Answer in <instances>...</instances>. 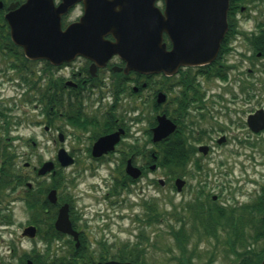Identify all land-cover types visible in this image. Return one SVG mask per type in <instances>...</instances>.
Returning <instances> with one entry per match:
<instances>
[{
    "label": "flooded vegetation",
    "instance_id": "1",
    "mask_svg": "<svg viewBox=\"0 0 264 264\" xmlns=\"http://www.w3.org/2000/svg\"><path fill=\"white\" fill-rule=\"evenodd\" d=\"M12 1L21 3L24 0L2 1L3 7ZM55 1L59 3V0ZM86 1L89 3L93 0H79L61 17L62 27L77 21L84 14ZM251 2L256 4L255 7L250 8L246 0L229 2L227 30L214 60L201 65L181 64L169 72L129 69L126 61L117 53L110 54L107 59H104V53H100L95 58L78 55L71 60L53 63L45 57H29L22 46L14 43L10 37H0V173L4 156L12 157L15 165L14 148L23 135L20 127L26 128L33 124L36 130L32 135L24 137V145H31L33 150H38L43 139L47 152L53 148L55 155L53 159L44 160L37 167H32V170L37 175L38 168L44 162L53 163V168L45 174L51 177L47 191L55 189L57 195L55 202H50L56 206L54 221L60 207L67 204L69 219L78 236L76 240L72 235L56 230V236L46 241L49 249L60 251V254L72 261L76 259L78 264L108 261L152 264L154 256L150 254L159 248L149 243L145 231L136 232L133 243H117L115 236L109 240L101 235L93 241L95 245L92 246L87 232L74 217L76 210L73 196L69 193L61 196L60 189L52 186L58 182L53 178H58L62 173L59 168L75 166L80 162V157L88 158L92 167H95L104 161L113 162L118 155L123 174L119 179L115 177L114 184L107 186L104 193V199H107L117 193L118 180L123 188H128V185H134L139 179L147 177L148 170L159 166L156 155L161 154L164 147L177 138L185 141V148L194 158V166H201L196 154L206 155L215 145H225L228 140L221 126L216 128L207 126V123H213L214 120L217 123L230 112L238 116L237 126L243 139L264 136V128L255 132L248 126L251 115L261 110L264 112V63H261L264 60V0ZM156 5L164 21L166 1L157 0ZM76 7L79 12L69 19ZM117 39L120 38L111 33L103 38L108 43L116 42ZM236 39H239V55L243 63L247 64L245 70L242 62L234 65L224 60L227 54L237 50L233 45ZM162 40L166 50H170L172 38L165 31ZM235 67L239 68L237 75H242L243 80L237 94H232V101H229L225 96L227 91L221 87L212 89L209 81L216 78L226 82L229 70ZM238 94L240 100L234 101L235 98L238 100ZM18 106L24 111L19 117L13 118L12 111ZM149 109L152 110L151 116ZM31 112L36 118L31 117ZM158 117L171 121L174 130L163 139L153 141L152 129L157 125ZM148 118L143 140L138 137V127ZM116 132L119 135L113 147L94 156L95 144ZM218 139L225 141L218 143ZM148 144H151L150 148ZM60 149L72 158L70 164H60ZM128 160L141 171L138 177L133 178L126 173ZM152 165H155L154 169H151ZM24 166L28 168L29 163L25 162ZM183 176L175 175L173 183L176 178ZM22 178L26 193L33 188V184L27 181V175L22 174ZM157 181L160 183L159 179ZM212 199H216L214 195ZM187 241L184 239L183 244L178 246L179 255H173L176 264H194L193 259L200 256L197 243L189 248ZM208 253L206 264H213L216 250ZM245 264H251L250 256Z\"/></svg>",
    "mask_w": 264,
    "mask_h": 264
},
{
    "label": "rangeland",
    "instance_id": "2",
    "mask_svg": "<svg viewBox=\"0 0 264 264\" xmlns=\"http://www.w3.org/2000/svg\"><path fill=\"white\" fill-rule=\"evenodd\" d=\"M248 3L250 8L256 5L251 0H246V4ZM78 12V7H76L69 19L74 18ZM233 45L237 47V50L227 54L224 60L234 65L242 62V68L245 70L247 64L243 63L239 55V39H236ZM261 63H264V60H261ZM238 71V67L229 70V79L226 82H220L213 78L209 84L212 89L221 87L224 91L226 90L225 96L229 101H232V94H237L239 84L243 80L242 75H237ZM239 100L240 95L238 94V100L235 98L234 101ZM235 105L237 106L236 103ZM23 111L22 107L18 106L12 111L11 116L19 117ZM31 114L32 118H36L33 112ZM151 114L152 110L149 109V116ZM237 120V114L230 112L217 123L215 120L213 123H207V126L216 128L221 126L227 133L228 140L225 145H215L214 149L206 155L196 154L201 165L200 170L194 166L193 156H189V161L182 169L186 182L180 192H177L173 186L174 176L171 175V168L158 166L154 170H148L147 177L139 179L134 185L130 184L128 188H121L114 196L107 198L108 200L104 199L107 186L114 184L115 177L119 179L123 174L120 171L118 155L113 162L104 161L99 166L96 164L95 167H92V162L88 158L80 157L78 160L80 162L75 166L68 169L59 168L62 173L53 180L61 182L59 186L61 196L66 193L73 196L76 210L74 217L79 222V226L87 232L92 246L95 245L93 241L101 235L109 240H113V236H115L118 240L117 243H133L135 233H144L145 231L149 243L159 247L150 254L154 256L152 264H176L173 255H179L178 246L183 244L184 239H188L187 246L189 248L197 243L200 256L193 259L194 264H206L208 251L211 250H216L213 264H245L247 258L251 256L250 253H244L245 247L256 252L264 243V239L252 237L255 234L252 225L247 223L244 226L238 225L241 229L244 227L242 232L245 245L237 244L231 251L226 243L227 229L222 226L214 229L211 235L216 239L211 235L203 233L201 235V229L190 228L191 221L188 219V213L182 209L183 202L193 200L196 193L200 191L203 192L201 199L205 201L214 195L216 198L212 199L215 202L214 205H222L226 209L239 207L235 211V215L241 212L242 204L250 203L257 197L260 185L264 180V136L243 139L237 126ZM148 121L149 118L138 127V137L143 140H145L143 132ZM35 130L36 127L33 124L26 128L20 127V132L23 135L22 140L16 143L14 148L15 169L17 172L27 175V181H30L33 186H36L38 182L49 185L50 174L38 176L33 172L32 167H37L44 160L53 159L55 150L52 148L51 152H47L43 139L41 148L38 150H33L31 145L25 146L22 142L25 136L32 135ZM243 140L245 141L243 142ZM150 146L151 144H148L149 148ZM25 162L29 163L28 168L24 166ZM158 179H163L164 184H160ZM53 180L52 182H54ZM24 188L25 186L22 184L15 190H8V194L3 197V201L0 203V208H4L5 212L9 211L12 214L13 221L10 225L0 226V258L5 264H16L15 260L10 258L9 252V241L12 239L16 240L19 253H31L34 247L41 250L47 248L44 239H41L40 236L29 238L22 235L24 226L30 220V213L22 200L25 193ZM170 200L181 210L182 214L179 216L184 215L187 222L186 228L183 230L185 238L181 244L176 243L168 227L172 224L175 229H178L181 221L168 220L164 215V210L170 212L173 208L169 203ZM114 201L116 203L113 204ZM145 202L150 203L160 213L158 220L153 219L154 221L151 223L147 222L148 211ZM152 214L154 215V213ZM248 234L251 235L248 236ZM49 250L50 254H60V251H55L53 248Z\"/></svg>",
    "mask_w": 264,
    "mask_h": 264
},
{
    "label": "water",
    "instance_id": "3",
    "mask_svg": "<svg viewBox=\"0 0 264 264\" xmlns=\"http://www.w3.org/2000/svg\"><path fill=\"white\" fill-rule=\"evenodd\" d=\"M78 1L60 0L58 4L54 0L10 2L4 13L10 38L22 46L27 56L45 57L53 63L71 60L78 55L95 58L100 53H104V59H107L110 54L117 53L126 61L129 69L169 72L181 64L201 65L214 60L227 30L229 0H165L164 21L156 5L157 0L86 1L84 14L77 21L62 27V15ZM2 5L0 1V7ZM164 31L172 38L170 50H166L162 40ZM107 33L120 39L108 43L103 40ZM248 126L255 132L263 129L264 112L261 110L251 115ZM173 130L171 121L158 117V123L152 129V140L159 141ZM118 135L119 132H116L100 139L93 148V155L111 149ZM222 141L218 139V143ZM58 160L62 166L73 161L61 149ZM53 166L52 162L46 161L38 168L37 174L43 175ZM154 167L152 165L151 169ZM125 171L133 178L141 173L130 160ZM159 181L161 184L164 182L162 179ZM184 184L182 178L174 181L178 192ZM56 197L55 189L47 194L50 202H55ZM54 227L77 240L67 204L60 207ZM36 232L37 227L31 224L23 228L22 235L32 238ZM98 264L131 263L108 261ZM260 264H264V258Z\"/></svg>",
    "mask_w": 264,
    "mask_h": 264
},
{
    "label": "trees",
    "instance_id": "4",
    "mask_svg": "<svg viewBox=\"0 0 264 264\" xmlns=\"http://www.w3.org/2000/svg\"><path fill=\"white\" fill-rule=\"evenodd\" d=\"M6 3L8 0H2ZM231 1V0H229ZM3 9H0V37H9L7 23L3 17ZM184 140L177 138L176 140L170 142L164 147L161 154H157L156 160L158 165L162 167L171 168L172 176L183 175L182 169L186 166L189 161L190 152L185 148ZM155 161V160H154ZM197 170L201 169V166H196ZM55 178V177H54ZM124 178H127L124 175ZM123 179V178H122ZM22 174L17 172L15 165L12 163V157L6 155L4 156L3 170L0 173V203L3 201V197L8 194V190H15L16 187L22 185L23 183ZM121 181L118 180L116 183L118 193L122 187ZM55 183V182H54ZM61 182H57L52 186L59 188ZM50 185H44L43 183H37L32 189L24 193L22 200L28 212L30 213L29 223L35 224L38 227L37 235L45 241H50L56 236L57 232L54 228L53 221L55 218L56 211L55 205L48 202L46 198V192ZM202 191L196 193L193 200H188L183 202L182 209L188 213V219L191 221L192 229H202L204 234H213V230L217 229L218 226H222L228 230L227 233V245H229L230 250L237 245H245V238L243 236V229L238 225H243L245 223L252 225L255 234L252 236L255 239H264V180L260 185V190L250 203H245L240 206L241 212L235 215V211L239 207H226L222 205H214L212 198H208L207 201L201 199ZM169 203L173 208L171 211L164 210V215L168 220L181 221V225L178 229L170 224L168 227L177 244H181L182 240L185 238L183 230L186 228V220L181 210L172 203ZM148 211V223L158 220L160 213L156 208L145 202ZM4 208H0V226L10 225L13 223L12 214L9 211H4ZM154 213V215L152 214ZM155 217V218H154ZM154 219V220H153ZM238 222V223H236ZM43 227V228H42ZM241 229V230H240ZM240 230V232H239ZM251 234H248V236ZM16 240L12 239L9 241V252L10 258L14 259L16 264H28L27 260H31L30 264H78L77 260L74 261L68 259L66 255L63 254H50L49 247L41 250L33 248L31 253H19ZM244 253H250L251 264H259L264 257V243L261 245L258 251H254L250 248H246ZM77 253L74 252V256ZM0 264H5V262L0 258Z\"/></svg>",
    "mask_w": 264,
    "mask_h": 264
}]
</instances>
